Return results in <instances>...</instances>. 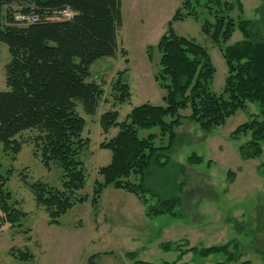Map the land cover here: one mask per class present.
<instances>
[{"label": "trees", "instance_id": "trees-1", "mask_svg": "<svg viewBox=\"0 0 264 264\" xmlns=\"http://www.w3.org/2000/svg\"><path fill=\"white\" fill-rule=\"evenodd\" d=\"M236 5L238 16L235 20L230 14ZM236 5L221 0H181L167 32L157 43L160 70L155 79L165 91L164 106H137L120 123L119 114L114 110L104 112L99 118L104 135L112 128L118 131L99 145L110 151L111 160L98 170L102 181L93 185L92 208L98 210L103 190L111 186L134 195L147 216L180 217L176 209L181 207L178 194L184 183L176 185V195L158 198L156 206H148V195L155 197V193L146 183L149 176L154 175L152 169L160 172L169 166L175 130L183 121L209 133L224 125L237 111L255 103L259 107L258 114L239 125L231 138L245 139L239 147L242 160L261 157L264 146V35L261 29L254 28L253 21L242 18L243 7L239 0ZM65 8L72 12L69 20L61 17ZM199 9L206 10L212 17L211 22H202L201 32L219 47L227 68L224 87L218 95L211 90L215 69L206 49L177 36L171 28L175 21L197 20ZM19 14L34 15L37 21L16 23L14 17ZM121 20L120 0H0V44L5 45L10 54L5 69L8 90L0 92V145L4 152L15 156L21 147L15 138L23 132L36 131L33 141L42 163L47 167L54 163L61 169L60 188L41 182L30 185L35 204L44 209L50 225L58 224L61 216L75 204L89 199L79 195L85 186L80 155L89 141L82 137L85 120L77 113V107L87 116L95 115L104 91L100 84L91 81L90 68L97 60L116 56ZM235 30L240 32L241 40L225 46ZM125 71L119 72L112 82L113 109L130 100L129 87L121 80ZM186 109L190 113L181 116L179 112ZM152 129L158 132L139 136L140 132ZM158 137L159 146L156 145ZM164 139L166 143H162ZM186 164L200 165L202 160L192 154ZM178 168L183 172V165ZM5 182L6 178L0 173V225L8 223L11 227H21L19 222L25 213L12 202ZM160 187L164 190L167 184L160 183ZM234 228L242 229L238 224ZM173 246L165 243L160 248L167 252L178 251L177 261L158 264H177L189 253L203 259L223 255L226 263L235 264L243 257L235 240L207 248ZM256 251L264 260V251ZM127 256L133 264H156L138 260L135 253ZM28 259L21 255L20 260Z\"/></svg>", "mask_w": 264, "mask_h": 264}, {"label": "rangeland", "instance_id": "rangeland-1", "mask_svg": "<svg viewBox=\"0 0 264 264\" xmlns=\"http://www.w3.org/2000/svg\"><path fill=\"white\" fill-rule=\"evenodd\" d=\"M221 1L236 5L237 0ZM239 1L243 7L242 18L253 21L254 28L261 29L264 35V0ZM120 4L123 23L121 20L116 56L97 60L90 68L91 81L102 86L104 96L94 116H87L77 107V113L85 120L82 137L89 141L80 155L85 186L79 195L89 199L75 204L61 216L58 224L50 225L44 209L36 206L30 185L41 182L60 188L61 169L54 163L48 167L42 163L33 141L36 131H26L15 138L21 146L15 156L4 152L0 145V173L6 178L5 188L11 193L12 202L25 213L19 222L21 227H11L8 223L0 225V264H133L127 256L129 253H135L143 262L172 263L177 254L165 252L161 244L207 248L232 240L239 243L243 253L239 264H264L256 251H264V146L260 158L244 161L239 147L245 139L231 138L239 125L258 114L259 107L255 103L237 111L224 125L209 133L188 121H183L175 130L169 166L160 172L152 169L154 175L149 176L146 185L155 193V197L148 195V206H156L158 198L176 195V185L184 183L178 194L181 207L176 209L180 214L177 219L169 215L147 216L134 195L111 186L103 190L98 210L91 207L93 185L102 181L98 170L111 160L110 151L99 145L118 131L112 128L104 135L99 118L104 112L114 110L119 114L120 123L137 106H164L165 91L155 79L160 70L157 43L167 32L181 0H120ZM236 7L230 14L235 20ZM204 20L211 22L212 17L201 9L197 20L175 21L171 28L177 36L206 49L215 69L211 90L218 95L223 90L227 68L219 47L201 32ZM240 40L241 34L235 30L225 46ZM9 62L7 47L0 44V92L8 90L5 69ZM122 71L125 72L121 80L129 87L130 100L113 109L112 82ZM179 113L187 116L190 110ZM149 132L157 133L158 130L142 131L139 136ZM159 144L158 137L156 145ZM192 154L201 158L202 164H186ZM179 165H183V172L179 171ZM130 180L133 181V177ZM160 183L167 184V188L162 190ZM236 224L242 227L241 231L234 228ZM21 255H26L28 261L20 260ZM222 261L223 255L203 259L189 253L180 264H218Z\"/></svg>", "mask_w": 264, "mask_h": 264}, {"label": "built area", "instance_id": "built-area-1", "mask_svg": "<svg viewBox=\"0 0 264 264\" xmlns=\"http://www.w3.org/2000/svg\"><path fill=\"white\" fill-rule=\"evenodd\" d=\"M61 17L65 20H69L72 18V12L68 8H65L61 12ZM14 20L19 24H29L36 22L37 17L29 14H19L14 17Z\"/></svg>", "mask_w": 264, "mask_h": 264}, {"label": "crops", "instance_id": "crops-1", "mask_svg": "<svg viewBox=\"0 0 264 264\" xmlns=\"http://www.w3.org/2000/svg\"><path fill=\"white\" fill-rule=\"evenodd\" d=\"M174 13V12H173ZM173 15V14H172ZM122 23H123V12H122ZM123 26V25H122ZM99 207V206H98ZM174 219H177V218H174ZM174 247V246H173ZM165 252H167V251H165ZM169 252H174V253H176L177 255H176V258H175V260L173 261V262H175V261H177V258H178V255H179V253H178V251H175V250H171V251H169ZM183 259V258H182ZM182 259L179 261V262H177V264H180L181 262H182ZM172 262V263H173ZM218 264H235V263H226V261H225V259H224V257H223V261L222 262H219ZM236 264H239V263H236Z\"/></svg>", "mask_w": 264, "mask_h": 264}]
</instances>
